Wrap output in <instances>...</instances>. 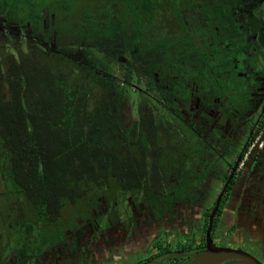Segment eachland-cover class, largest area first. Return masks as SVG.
<instances>
[{
	"label": "trees",
	"instance_id": "16d2710c",
	"mask_svg": "<svg viewBox=\"0 0 264 264\" xmlns=\"http://www.w3.org/2000/svg\"><path fill=\"white\" fill-rule=\"evenodd\" d=\"M229 2L0 0L16 27L5 44L0 32V235L14 237V259L47 253L77 203L165 191L173 148L195 140L175 99L190 97L189 80L220 97L247 48L223 31L238 29ZM205 23L217 42L201 43Z\"/></svg>",
	"mask_w": 264,
	"mask_h": 264
},
{
	"label": "flooded vegetation",
	"instance_id": "af4514ba",
	"mask_svg": "<svg viewBox=\"0 0 264 264\" xmlns=\"http://www.w3.org/2000/svg\"><path fill=\"white\" fill-rule=\"evenodd\" d=\"M206 1L208 0H204ZM227 4L220 9L227 12L229 18L235 19L238 29L235 30L233 25H230L223 31L226 36L234 38L236 44L240 42L241 45L247 46L236 58L239 63L237 73L228 78L226 84L235 85L237 82L239 90L248 80L254 78L249 73L248 77H245L244 72L251 69L248 57L256 55V45L264 47V11L258 10L264 6V0H230ZM200 9L212 13L219 11L217 7L204 6ZM193 10L190 8V11ZM11 30H16V27L10 24L7 18H0L2 43L10 41L7 34L13 35ZM199 31L198 38L203 45L208 41H218L217 38L211 37L213 34L206 27V23ZM233 43L234 40L229 39L226 45L232 46ZM7 55L9 56V53ZM255 80L262 83L261 87L264 88L262 77H255ZM163 83L169 84V81ZM188 84L190 97L176 98L177 106L171 108L173 113L180 111L182 118H178L189 125L195 140L183 139L184 151L180 155L173 148L174 152L170 155V175L164 192H157L154 187L151 196L145 191L128 193L122 190L116 191L115 195H100L95 200L98 202L95 209L79 229L73 227L63 231L66 222H59L60 229L56 228V233H53V247L39 257L14 259L11 255L14 237L11 234L0 235V264H53L54 259L57 264H187L193 259V255L205 250L209 219L218 197L225 188L223 198L228 194L227 204L219 225L214 230L215 216L211 232L216 246L218 245L215 233L219 238L225 237L224 235L228 239L235 238L241 235L240 230L244 231L240 229L246 226L244 223L248 224L251 220L252 223H257L259 219L262 220L264 145L255 150L243 165L242 160L252 142L251 139L256 137V132L263 125L264 108L257 119L252 121L248 118L249 115L244 117L240 114V110L245 107L234 99L233 93L236 91H229L224 86L225 91L220 97L209 100L207 95L196 88L198 86H193L197 85L196 82L189 80ZM254 87L248 86V90L253 91ZM251 96L256 95L251 93ZM262 96L254 99L253 106L260 104ZM167 122L169 126L173 123L171 118ZM179 128L182 129V126ZM239 158L241 161L234 171ZM221 176L226 180L223 185H219L221 192L215 199L217 183L223 182L219 180ZM165 192L169 196L158 195ZM116 197H122V200L128 202V208L123 214L115 212L117 205L112 201ZM93 202H87L86 205H92ZM209 210L211 213L207 217ZM70 214H73L75 219V206H72L65 217ZM200 232L202 234H199ZM253 232L255 230H252V234H247L246 242L258 248L264 255V234L261 232L259 238L253 235Z\"/></svg>",
	"mask_w": 264,
	"mask_h": 264
},
{
	"label": "rangeland",
	"instance_id": "374dc122",
	"mask_svg": "<svg viewBox=\"0 0 264 264\" xmlns=\"http://www.w3.org/2000/svg\"><path fill=\"white\" fill-rule=\"evenodd\" d=\"M258 10L264 11V6L259 8ZM257 17H259V15H257ZM262 19H264V16L262 17ZM17 54H18V52H13V58ZM255 54L256 55L253 56V58L249 60V63L251 65V69L244 72L246 74V76L244 75L245 77H248V73H249L250 75L254 76V78L248 80V82L245 83L242 86V88H240L239 90H238L237 82L235 83V85L229 83V85H226V87H225L229 91H232V90L236 91V93H233L234 99L237 100L239 102V104H243L245 107L244 109L240 110L241 111L240 114L244 115V117H246V115H249L248 118L252 121L257 119V117L261 114L262 109L264 108V105H263L264 104V101H263L264 100V88L261 87L262 83L257 82L255 80V77L256 78L262 77L264 79V47L261 46V54L258 55V50H257V53H255ZM3 56L5 57L6 53H4ZM249 63H248V66H249ZM257 73H262V75H258ZM227 82H228V80H227ZM251 85L255 86L253 88V91L248 90V86H251ZM225 88H224V91H225ZM251 93H253L256 96L252 97ZM257 96H259V97L262 96L261 100L259 101L260 104H258L257 106H253L254 105V99ZM235 110H236V108H235ZM126 112H128L127 107H126ZM175 113H176V111H175ZM170 118L171 117L169 116L168 119H170ZM176 120L179 123L178 127L182 126V131H184V132L190 131L189 125H187L185 122H183V119L180 120L179 118H176ZM240 149H241V147H240ZM219 180H221L223 182L217 183L218 186L216 187V189L214 191L215 199H217L218 195L221 192L219 185H223V183L225 182L226 179L224 176H221L219 178ZM128 193H130V192H128ZM121 198L122 197H116V198H114L115 200L112 202L113 203L115 202V205H117L115 212L123 214V213H125L124 210L126 211L128 208V202L125 201L124 199L122 200ZM97 204H98L97 201H94L92 205H86V203H84V202H82L80 204L79 203L75 204V207H76L75 219H73V214H70L68 217H65V218L63 217L60 219V222H62V223L66 222L63 225V231L65 229H70V228L72 229L73 227H75L76 230L79 229L82 226V222L85 219H88L87 216L91 215L90 212L93 209H95ZM235 209H236V206H234V211H235ZM232 213H234V212H232ZM90 220L92 222H94V219L91 218ZM262 220H264V218H262ZM262 220L259 219V222L262 223V225H260V223L258 221H257V223H252V220L249 221L248 224L244 223L246 226L244 228L240 227V229H244V231L240 230L241 235H238L235 238L228 239L226 237V235H224L225 237L219 238V237H217V233H215L216 244L218 245V247H226V248H231V249H242V250L249 252L252 255L256 256L259 260H261L264 263V255L260 252V250L258 248H256L255 246L253 247L248 242H246L247 234L250 231L252 232V230L253 231L255 230V232H253V235H255L256 237L261 238L260 234H262V233L264 234V226H263L264 221H262ZM199 234H202V233L200 232ZM53 264H57L55 259H54ZM113 264H116V263H113Z\"/></svg>",
	"mask_w": 264,
	"mask_h": 264
},
{
	"label": "water",
	"instance_id": "95a60500",
	"mask_svg": "<svg viewBox=\"0 0 264 264\" xmlns=\"http://www.w3.org/2000/svg\"><path fill=\"white\" fill-rule=\"evenodd\" d=\"M241 158L235 164L234 171L238 168ZM228 186V185H227ZM226 186V187H227ZM218 197L215 209L212 211L209 219V229L207 232V246L205 250L193 255V259L187 264H264L256 256L242 249H231L218 247L215 245L211 232L216 214L218 213L224 192Z\"/></svg>",
	"mask_w": 264,
	"mask_h": 264
},
{
	"label": "built area",
	"instance_id": "2783aa9c",
	"mask_svg": "<svg viewBox=\"0 0 264 264\" xmlns=\"http://www.w3.org/2000/svg\"><path fill=\"white\" fill-rule=\"evenodd\" d=\"M264 120L262 127L256 132V137L253 139V141L250 143L248 150L245 153V156L242 160V165L249 159V157L252 155V153L255 150L261 149L264 145Z\"/></svg>",
	"mask_w": 264,
	"mask_h": 264
},
{
	"label": "crops",
	"instance_id": "0c3cea01",
	"mask_svg": "<svg viewBox=\"0 0 264 264\" xmlns=\"http://www.w3.org/2000/svg\"><path fill=\"white\" fill-rule=\"evenodd\" d=\"M249 231V230H248ZM249 234H252V232L250 231V232H248ZM255 244H257V243H255Z\"/></svg>",
	"mask_w": 264,
	"mask_h": 264
}]
</instances>
